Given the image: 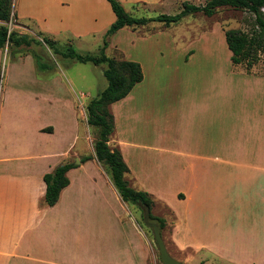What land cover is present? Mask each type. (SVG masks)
Returning a JSON list of instances; mask_svg holds the SVG:
<instances>
[{
	"label": "crops",
	"instance_id": "obj_1",
	"mask_svg": "<svg viewBox=\"0 0 264 264\" xmlns=\"http://www.w3.org/2000/svg\"><path fill=\"white\" fill-rule=\"evenodd\" d=\"M120 1L123 5H132L134 10L166 2ZM199 1L206 3L207 0ZM17 5L15 27L32 33L38 31L55 41L65 34L81 38L106 33L116 20L107 0H18ZM224 9L220 8L214 16H204V23L209 25L205 28L211 29L207 33L215 28L210 24ZM22 20L33 22L35 27ZM4 24L0 21V25ZM18 33L30 36L25 31ZM178 51L187 66L198 55L193 49ZM136 62L143 68L144 79L128 96L111 105L115 131L109 144L120 149L129 166L127 180L131 186L148 192L154 201L152 213L166 220L162 235L171 256L184 264H208L193 245L204 238L221 237H216V229L212 227L207 233H198L201 220H207L209 226L221 220L220 207L214 208L218 200L219 205L222 202L213 195L218 191L211 189V169L242 165L240 152L233 148L229 153L227 144L228 98L204 92L194 95L186 83L188 95H181L175 104V114L179 117L175 131L162 132L158 129V108L152 95L156 89L151 90L147 85L142 60ZM52 70L45 72L46 76ZM54 80L43 84H62L59 78ZM14 91L13 83L7 81L0 94V263L25 264L35 251L37 238L48 239L51 228L59 226L61 237L70 248L68 256L74 258L68 264H159L153 232L139 224L138 217L143 220L141 209L122 200L108 169L95 157L96 135L92 140L94 131L87 123L86 110H80L79 115L75 110L63 130L59 122L52 120L33 126L31 120L36 115L22 111ZM77 103H74L75 109ZM186 110L189 122L194 124L187 137L181 134L186 127ZM44 116L51 117L50 109ZM61 119H66L65 115ZM152 120L155 127L148 129L147 123ZM261 124L264 126V121L254 118L248 134L264 138ZM59 136L63 141L60 150L53 146V139ZM88 156L91 158L83 163L82 158ZM67 162L75 165L67 173L70 183L61 191L57 204L48 206L44 176ZM114 201L129 213L128 219L115 210ZM156 203L169 210V218L155 213ZM126 205L136 208V217ZM167 228H170L168 236ZM220 242L208 245L221 247Z\"/></svg>",
	"mask_w": 264,
	"mask_h": 264
},
{
	"label": "rangeland",
	"instance_id": "obj_2",
	"mask_svg": "<svg viewBox=\"0 0 264 264\" xmlns=\"http://www.w3.org/2000/svg\"><path fill=\"white\" fill-rule=\"evenodd\" d=\"M185 1L166 0L161 4L141 6L138 10H134L130 4L124 6L133 16L157 17L180 13ZM190 3L202 5L205 2L194 0ZM17 4L18 0H13V16L19 10ZM241 13L225 8L212 20L210 25L215 28L211 33H207L211 29L205 28V25H209L204 23V15L196 14L186 17L176 28H164L162 23L155 22L150 26L152 31H148L151 29L149 27L136 30L124 28L108 38L106 32L81 38L65 34L56 40L62 49L71 44L79 53L98 55L107 39L108 56L118 60H142L148 76L147 85L151 90L156 89L152 95L158 108V129L162 132L175 131L179 119L175 114V104L181 95H188L186 83L190 84L194 95L204 92L210 96H227V144L229 153L233 148L240 152L242 165L228 164L211 169V189L213 192L218 191L213 195L220 197L222 202L219 205L218 200L214 208L220 207L221 220L219 222L213 216L218 222L213 221L212 226L207 220H201V231L198 233H207L212 227L216 229V237H221L210 240L204 238L193 245L208 264H264V138L248 134V126L252 125L254 118L264 121V57L251 72L244 66L232 63L225 32L237 29L236 26L248 28L249 15ZM22 22L35 27L33 22ZM15 24L14 20L8 24L11 31H25L39 42L47 37L38 31L32 33L17 28ZM182 49H193L198 54L190 66L185 65L183 56L179 54L178 50ZM36 55L41 57L42 62L54 67L51 75L46 76L48 70L39 69ZM105 69L104 65L83 64L55 54L45 43L11 50L6 47L0 49V94L4 84L11 81L15 87L13 94L18 98L22 111L36 115L31 125L37 126L52 120L59 122L60 130H63L69 125L75 110L78 115L80 110L85 111L88 101L108 86ZM54 78H59L62 84H43L55 81ZM155 81L160 84L154 86ZM49 109L51 117L47 119L44 114L48 115ZM61 115H65L66 119H61ZM187 115L188 110L184 114L186 127L181 130L185 137L194 129ZM147 125L148 129L155 127L154 120ZM263 129L261 124V132ZM92 131L91 139L94 140L98 129ZM62 144L60 136L53 139V146L58 150ZM228 159H231L229 154ZM110 201H113L112 198ZM126 206L136 217V208ZM114 208L124 219L129 218V213L117 201H114ZM154 211L163 217H170L169 210L163 204L156 203ZM140 213L142 216V210ZM138 220L142 228L147 229L144 220L139 217ZM169 231L170 228H167L166 236ZM217 240L221 241V247H209L208 244L214 245ZM69 250L61 237L60 227L53 226L48 239L37 238L35 251L30 253L31 259L25 264H68L69 260L74 262V258L68 256ZM156 251L158 263L163 264L157 245ZM211 251L219 252V255Z\"/></svg>",
	"mask_w": 264,
	"mask_h": 264
},
{
	"label": "trees",
	"instance_id": "obj_3",
	"mask_svg": "<svg viewBox=\"0 0 264 264\" xmlns=\"http://www.w3.org/2000/svg\"><path fill=\"white\" fill-rule=\"evenodd\" d=\"M116 15L115 22L106 33V38L112 36L124 28L137 29L149 27L151 24L162 23L164 28H170L182 22L186 17L196 14L214 16L220 8H229L249 15L247 29L226 30V42L232 53L231 60L234 65H241L251 72L264 57V0H207L205 4L196 5L188 1L183 3V9L175 15L162 14L157 17H136L126 10L120 0H107ZM13 0H0V21L6 23L0 25V49L30 47L33 44L45 43L55 54L76 62L95 66L106 67L104 76L108 86L86 105L87 123L94 130L98 129L94 143L95 157L109 171L112 181L125 203L151 209V217L158 218L152 213L154 201L151 195L130 185L127 176L130 168L125 162L119 148L112 147L109 142L115 131V119L111 111V105L124 99L134 87L144 79L141 64L133 60H118L107 55L108 41L105 39L100 54L79 53L73 45L62 49L57 41L44 37L42 42L28 35H20L16 30H10L9 24L13 21ZM152 31V29H149ZM37 66L41 70H50L53 67L41 61L36 55ZM91 156L82 158V162L89 160ZM73 163L67 162L58 166L52 173L44 176L47 185L45 203L55 206L59 201L61 191L66 188L70 181L67 177L69 170L74 168ZM143 218V211H142ZM161 229L167 223L163 218ZM152 231V230H151Z\"/></svg>",
	"mask_w": 264,
	"mask_h": 264
},
{
	"label": "water",
	"instance_id": "obj_4",
	"mask_svg": "<svg viewBox=\"0 0 264 264\" xmlns=\"http://www.w3.org/2000/svg\"><path fill=\"white\" fill-rule=\"evenodd\" d=\"M80 162V161H79ZM143 220L145 225L152 230L154 241L157 245L158 252L163 264H184L182 261L177 260L169 253L166 243L163 239L161 221L159 218L151 217V209L149 207H144Z\"/></svg>",
	"mask_w": 264,
	"mask_h": 264
}]
</instances>
